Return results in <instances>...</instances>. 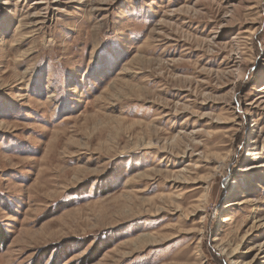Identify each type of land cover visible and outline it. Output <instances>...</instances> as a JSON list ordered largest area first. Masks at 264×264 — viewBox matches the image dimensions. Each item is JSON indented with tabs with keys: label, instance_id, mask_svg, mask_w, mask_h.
Segmentation results:
<instances>
[{
	"label": "rangeland",
	"instance_id": "obj_1",
	"mask_svg": "<svg viewBox=\"0 0 264 264\" xmlns=\"http://www.w3.org/2000/svg\"><path fill=\"white\" fill-rule=\"evenodd\" d=\"M0 264H264V0H0Z\"/></svg>",
	"mask_w": 264,
	"mask_h": 264
},
{
	"label": "trees",
	"instance_id": "obj_2",
	"mask_svg": "<svg viewBox=\"0 0 264 264\" xmlns=\"http://www.w3.org/2000/svg\"><path fill=\"white\" fill-rule=\"evenodd\" d=\"M4 243V242H3ZM6 243V242H5Z\"/></svg>",
	"mask_w": 264,
	"mask_h": 264
}]
</instances>
